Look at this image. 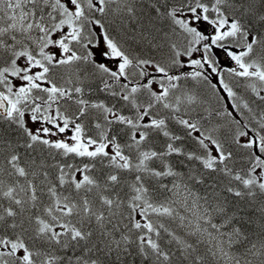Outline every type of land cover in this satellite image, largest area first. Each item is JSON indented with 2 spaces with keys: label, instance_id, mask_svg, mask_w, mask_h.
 <instances>
[{
  "label": "snow or ice",
  "instance_id": "6c2138e0",
  "mask_svg": "<svg viewBox=\"0 0 264 264\" xmlns=\"http://www.w3.org/2000/svg\"><path fill=\"white\" fill-rule=\"evenodd\" d=\"M0 264H264V0H0Z\"/></svg>",
  "mask_w": 264,
  "mask_h": 264
}]
</instances>
